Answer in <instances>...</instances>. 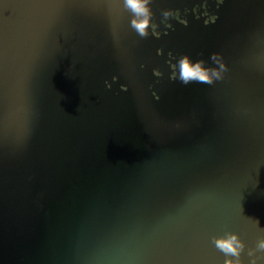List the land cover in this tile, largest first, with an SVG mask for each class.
Here are the masks:
<instances>
[{"label":"water","instance_id":"1","mask_svg":"<svg viewBox=\"0 0 264 264\" xmlns=\"http://www.w3.org/2000/svg\"><path fill=\"white\" fill-rule=\"evenodd\" d=\"M149 7L142 36L126 0H0V233L21 264H252L264 0ZM184 56L220 75L185 84Z\"/></svg>","mask_w":264,"mask_h":264},{"label":"clouds","instance_id":"2","mask_svg":"<svg viewBox=\"0 0 264 264\" xmlns=\"http://www.w3.org/2000/svg\"><path fill=\"white\" fill-rule=\"evenodd\" d=\"M150 0H126V5L134 13L133 26L140 35H146L150 24ZM180 79L185 83L193 80L199 82H211L215 77L220 75L219 70L206 67L203 62H193L190 56H184L180 61ZM216 245L226 254L239 257L246 247L245 242L241 239L239 233L230 232L225 236L216 238ZM264 252V237L256 241L255 248L249 250L253 255L252 264H257L255 252ZM226 264H242L240 260L229 259Z\"/></svg>","mask_w":264,"mask_h":264},{"label":"rangeland","instance_id":"3","mask_svg":"<svg viewBox=\"0 0 264 264\" xmlns=\"http://www.w3.org/2000/svg\"><path fill=\"white\" fill-rule=\"evenodd\" d=\"M0 229L2 230H7L8 228L4 223L1 222V217H0ZM15 237L17 240V236L14 233L12 236L10 233V230L4 232L3 234L0 233V264H21L19 262V257L17 256V253L12 247V242L11 237Z\"/></svg>","mask_w":264,"mask_h":264}]
</instances>
